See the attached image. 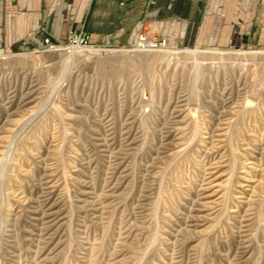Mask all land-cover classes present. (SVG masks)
Returning a JSON list of instances; mask_svg holds the SVG:
<instances>
[{"label": "rangeland", "instance_id": "1", "mask_svg": "<svg viewBox=\"0 0 264 264\" xmlns=\"http://www.w3.org/2000/svg\"><path fill=\"white\" fill-rule=\"evenodd\" d=\"M139 35L0 44V264H264V43Z\"/></svg>", "mask_w": 264, "mask_h": 264}, {"label": "crops", "instance_id": "2", "mask_svg": "<svg viewBox=\"0 0 264 264\" xmlns=\"http://www.w3.org/2000/svg\"><path fill=\"white\" fill-rule=\"evenodd\" d=\"M84 23L89 40L125 47L141 31L185 45L264 43V0H0V44L40 47Z\"/></svg>", "mask_w": 264, "mask_h": 264}, {"label": "built area", "instance_id": "3", "mask_svg": "<svg viewBox=\"0 0 264 264\" xmlns=\"http://www.w3.org/2000/svg\"><path fill=\"white\" fill-rule=\"evenodd\" d=\"M165 38H148L147 36H137L136 45L139 48H142L144 45L145 48L154 50L158 46H164L166 43ZM66 47H87L90 46L88 41V35L80 28L78 31H71L67 37Z\"/></svg>", "mask_w": 264, "mask_h": 264}, {"label": "bare ground", "instance_id": "4", "mask_svg": "<svg viewBox=\"0 0 264 264\" xmlns=\"http://www.w3.org/2000/svg\"><path fill=\"white\" fill-rule=\"evenodd\" d=\"M142 48H145L144 45L142 46ZM184 52L189 53V54H197V53H202L203 51L186 49Z\"/></svg>", "mask_w": 264, "mask_h": 264}]
</instances>
